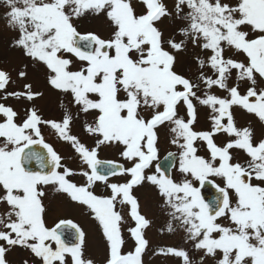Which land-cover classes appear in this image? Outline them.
I'll return each mask as SVG.
<instances>
[{"label": "snow or ice", "instance_id": "obj_1", "mask_svg": "<svg viewBox=\"0 0 264 264\" xmlns=\"http://www.w3.org/2000/svg\"><path fill=\"white\" fill-rule=\"evenodd\" d=\"M0 19L24 58L0 67V264H264V0H0ZM145 186L180 244L147 238ZM50 191L94 222L99 258Z\"/></svg>", "mask_w": 264, "mask_h": 264}, {"label": "rangeland", "instance_id": "obj_2", "mask_svg": "<svg viewBox=\"0 0 264 264\" xmlns=\"http://www.w3.org/2000/svg\"><path fill=\"white\" fill-rule=\"evenodd\" d=\"M135 2V0H134ZM169 3H171V0H169ZM12 36V33L5 28L4 21L0 19V67H4L7 69H18L21 67V61L24 60L23 56L16 51H13L9 49L8 47V41L9 38ZM13 78L15 79L16 73L15 71L12 72ZM28 80L32 81L37 88L45 91V96L43 99L37 100L36 103L39 105L43 111V114L46 118H58L59 117V110H58V103H57V97L60 95L58 92L51 90L46 85L45 79L43 75L37 71H35L33 68L29 69L28 73ZM26 81H19V84H23ZM9 90H12L10 87ZM7 103L15 105L17 108H22L24 105V102H16L14 100H9ZM240 120H245L246 117H244V114H239ZM204 124L203 118H201V126ZM204 126V125H203ZM207 125H205L206 127ZM73 133H80L82 137L87 140V137L84 136L81 127L77 124L72 129ZM44 134L46 136V139L55 141V136L52 135L50 130L44 129ZM90 143V141H89ZM57 148L62 152V154H67L71 151L70 146L67 144H64L63 142H57L56 144ZM169 150L174 151V148H170ZM165 153H161V155H164ZM101 159H112L116 158V151L114 149H105L100 154ZM135 192L140 193L141 198H143L144 201H149L152 196H150L149 193H152L153 195L154 190L148 188L145 186L144 188H138L135 190ZM49 201H50V218H54L57 215L56 210L63 207L67 208L66 217L67 218H73L77 222H79L85 230L89 234V252L93 255H95L97 258H99L103 254V245L98 244V238L97 234L94 233L92 230V226L95 225L92 220H90L86 215L82 214V210L75 207L66 205L64 203V197L55 194L54 192H49ZM143 201V202H144ZM143 213L146 214L149 218L154 220V225L152 228H150L147 232V238L151 241V243L155 245H177L181 243L180 235H169L167 233H161L159 231V228L163 225L164 218L163 216H157L155 214V217H153L149 212L146 211V207L143 205ZM150 230H154V232L151 234ZM28 256V252L21 249V248H15L12 252L8 254V260L11 262V264H22V261L24 258ZM152 264H179L178 260H167L165 261L162 257H153L152 258Z\"/></svg>", "mask_w": 264, "mask_h": 264}, {"label": "flooded vegetation", "instance_id": "obj_3", "mask_svg": "<svg viewBox=\"0 0 264 264\" xmlns=\"http://www.w3.org/2000/svg\"><path fill=\"white\" fill-rule=\"evenodd\" d=\"M244 117H246V121L247 120H253V121H256L257 120V118L254 115H244ZM246 121L244 119L243 120H240V124L241 125H244ZM203 125L205 127V124H202V126ZM211 191L212 190H207V189H203L202 190L203 194H205V195H211ZM135 194H137L139 196L142 208H143V205H144L146 207V211L149 212L153 217H155V214L157 216H163V214L160 212V209H159L158 204L156 203V201H157L158 198L155 196V194L153 195L152 193H149L150 196H152V198L149 201H144L143 198H141L140 193L135 192ZM163 218L165 219L164 216H163ZM132 223L133 222L129 219V224H132ZM92 230L94 231L95 234H97L98 244L99 245H101V244L103 245L102 239H101V235L97 231L95 225L92 226ZM150 232L152 234L154 232V230H150Z\"/></svg>", "mask_w": 264, "mask_h": 264}, {"label": "water", "instance_id": "obj_4", "mask_svg": "<svg viewBox=\"0 0 264 264\" xmlns=\"http://www.w3.org/2000/svg\"><path fill=\"white\" fill-rule=\"evenodd\" d=\"M35 148H36V150H42V146H39V145H37V146H35ZM205 189H207V190H212L211 191V195H206V196H212L213 194H214V189L212 188V187H207V188H205Z\"/></svg>", "mask_w": 264, "mask_h": 264}]
</instances>
